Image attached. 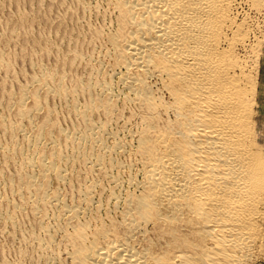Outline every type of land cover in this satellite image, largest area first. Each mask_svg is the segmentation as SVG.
Instances as JSON below:
<instances>
[{
  "label": "bare ground",
  "instance_id": "1",
  "mask_svg": "<svg viewBox=\"0 0 264 264\" xmlns=\"http://www.w3.org/2000/svg\"><path fill=\"white\" fill-rule=\"evenodd\" d=\"M94 3L110 20L93 29L107 45L94 65L74 51L60 67L28 57L31 72L16 75L11 60L24 49H0V237L10 242L0 264L254 262L264 252V144L250 0ZM17 36L3 28L0 42ZM81 61L91 72L72 74Z\"/></svg>",
  "mask_w": 264,
  "mask_h": 264
},
{
  "label": "rangeland",
  "instance_id": "2",
  "mask_svg": "<svg viewBox=\"0 0 264 264\" xmlns=\"http://www.w3.org/2000/svg\"><path fill=\"white\" fill-rule=\"evenodd\" d=\"M254 1L255 0H250V43L253 46H251L252 50H256L257 53H255L257 57L250 53L252 59H257V62L253 63L255 68L257 67L254 122L259 142L264 144V0H261V9L258 10L253 5ZM87 2H89L91 7L94 4L97 5V3H94V0H87ZM99 2L102 3L101 1ZM94 6L91 9H87L89 10L87 12V10L83 11L82 9L75 7L73 3L68 7L66 3L60 4L54 1L50 2L49 0H42L41 3L37 0H5L3 5L0 6V31L3 28H11L16 30L17 33H19V36L13 38V44L5 45L0 42V49L5 48L6 52L12 54H19L24 49L22 55L14 57V59L11 60V66L16 75H18V71L27 73L31 72V68L24 62V59L28 57H31L33 61H40L49 66L54 67L55 65V67H60L63 63L68 62L72 58L71 53L74 51H78L84 57H86V55L87 57H92L94 65V55H96L101 48L100 51L106 50L107 45L102 38L103 41L94 38L93 29L102 26H105L107 29L110 27V20L107 17L109 15L104 16L101 13L96 15L94 12ZM18 13H20L21 16H27V18L23 19H34V22H32L33 24L30 23L29 25L24 26L17 24L15 18ZM58 18L59 20L60 18H63L64 20L62 19L59 23ZM252 40L253 42H251ZM254 43L258 44L254 45ZM45 46L52 49V52L50 53L51 55H43L38 51L37 47ZM257 46H259V49H257ZM31 47H36L37 50H32L30 49ZM78 62L79 61H77V63ZM81 62L82 63H80L77 68H74L71 71V73L73 72L72 74L85 76L86 74L84 73L87 72L88 74L91 72V69H89L91 65H87L83 61ZM19 81H22L21 78H16V82ZM50 104H55L54 108L55 112L57 111L56 113L58 114V122L60 125L63 126L65 123L64 126H67L72 122V118L67 114L65 106L62 103H59L57 99H54L52 101L50 100ZM123 158L124 157H121V159ZM5 237L6 236L2 234V237H0V243L7 248V244L10 242H8ZM250 264H264V252L258 259Z\"/></svg>",
  "mask_w": 264,
  "mask_h": 264
}]
</instances>
